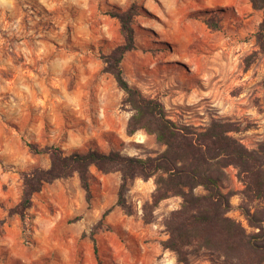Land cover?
Masks as SVG:
<instances>
[{"label": "rangeland", "instance_id": "obj_1", "mask_svg": "<svg viewBox=\"0 0 264 264\" xmlns=\"http://www.w3.org/2000/svg\"><path fill=\"white\" fill-rule=\"evenodd\" d=\"M133 4L139 11L136 48L121 62L123 75L145 98L159 101L168 119L198 132L213 120L231 121L213 118L221 108L210 106L215 98L242 97L256 116L264 115V30L258 35L264 8L252 0H0V264H184L164 245L170 238L166 220L182 198L163 200L152 211L153 221L144 219L155 178L130 183L132 214L117 206L121 174L95 168L90 202L74 175L44 185L25 223L11 213L22 198L23 174L51 165L29 144L66 154L98 149L142 158L165 151L145 130L128 135L133 111L104 71L102 56L124 42L111 14ZM198 117H207L206 123L197 125ZM231 122L240 131L257 126L248 115L244 123ZM240 131L231 136L245 148L264 149V140ZM224 171L222 190L233 207L228 217L248 233L258 232L241 207L254 212L260 203L243 194L236 166ZM97 226L96 255L91 234ZM184 252L185 264H226L205 248L191 245Z\"/></svg>", "mask_w": 264, "mask_h": 264}, {"label": "trees", "instance_id": "obj_2", "mask_svg": "<svg viewBox=\"0 0 264 264\" xmlns=\"http://www.w3.org/2000/svg\"><path fill=\"white\" fill-rule=\"evenodd\" d=\"M256 8H264V0H252ZM138 6L133 4L125 11L113 12L121 25L124 38L109 55L102 56L104 71L111 74L118 86L125 92L124 103L133 111L128 123V135L139 130L155 135L159 144L166 149L155 157L130 156L119 151L102 152L89 149L86 152L66 154L55 146L39 148L29 144L35 154L49 156V168H35L23 174V194L19 204L11 210L25 223L28 211L33 205V196L42 191L44 185L56 180L78 175L87 201L92 199L91 168L102 173L119 172L121 185L117 206L128 214L132 210L126 194L131 182L137 178L156 179V190L152 204L144 207V219L153 221V209L170 197H181V208L171 213L166 220L170 238L165 248L177 253L180 263H187L184 249L194 245L205 248L224 257L226 264H264V149L250 151L231 136L239 132L238 124L231 121L213 120L209 127L198 132L190 126H179L168 119L163 105L154 99L145 98L132 87L123 75L121 62L124 56L136 48L134 19L138 16ZM210 25H212L210 23ZM217 29V25L211 26ZM264 30V22L258 35ZM234 165L239 169V177L245 184L243 194L249 201L260 205L252 212L241 207L246 220L256 233H248L237 221L228 217L233 209L231 195L222 190L226 180L225 168ZM202 188L204 194H196ZM108 210L104 217L107 215ZM97 226L91 239L97 255Z\"/></svg>", "mask_w": 264, "mask_h": 264}, {"label": "crops", "instance_id": "obj_3", "mask_svg": "<svg viewBox=\"0 0 264 264\" xmlns=\"http://www.w3.org/2000/svg\"><path fill=\"white\" fill-rule=\"evenodd\" d=\"M264 102V100H262ZM246 100H242L241 98H233L231 100H224V99H212V102L210 104L211 107H221L217 111V115L219 116H213L215 119H219L220 117H226L230 118L231 121H237L240 123H244L245 116L248 115L249 120L252 121L256 127H252L250 129H245L244 131H240V135L243 132L244 135H248L247 137L251 136V139L254 141L262 142L264 140V115H255L254 109H250L246 104ZM198 111L199 115L203 116L205 115L202 111V105H198ZM255 115V116H252ZM197 125H204L207 121V117L204 118H197ZM250 135V136H249ZM233 174L236 175V171L234 169L232 170Z\"/></svg>", "mask_w": 264, "mask_h": 264}]
</instances>
